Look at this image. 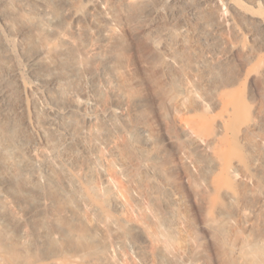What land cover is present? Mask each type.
I'll use <instances>...</instances> for the list:
<instances>
[{"label":"bare ground","instance_id":"1","mask_svg":"<svg viewBox=\"0 0 264 264\" xmlns=\"http://www.w3.org/2000/svg\"><path fill=\"white\" fill-rule=\"evenodd\" d=\"M251 12L0 0V264H264V15ZM17 51L52 109L30 105ZM118 167L126 199L100 183Z\"/></svg>","mask_w":264,"mask_h":264},{"label":"rangeland","instance_id":"2","mask_svg":"<svg viewBox=\"0 0 264 264\" xmlns=\"http://www.w3.org/2000/svg\"><path fill=\"white\" fill-rule=\"evenodd\" d=\"M237 1L241 5L247 6L250 10H252V12H251L252 14H255V13H253V9L254 8L257 9V11L254 9L256 11V13H257V14H255V16L256 15H258V16L259 15L260 16L264 15V0H257L258 1L257 2V6H254V7H253V4H252V1H250V0H237ZM259 5H261L260 8H259ZM262 19H264V16L262 17ZM17 54H18L17 55V60L19 61V64L21 65L20 68L22 69L23 79L26 81L27 85L29 86V88L31 90V91L29 90V95H28L29 96L28 100H29L30 105L36 107L39 111H41L43 113L46 112L48 109H52L53 105L50 102L49 96L47 95L46 87H43L30 74H28L29 72L26 69V66L24 65L25 62H24L23 58H21V56L19 55L18 51H17ZM20 60H21V63H20ZM41 92H42L43 95L41 94ZM29 137H30L31 140L39 142L41 147H45V144L40 140V133L36 130V128H35V130L29 131ZM120 179H122V180H120ZM114 181H116V183ZM100 183H101L102 186H103V184H109L111 186L114 194H116L120 199H126V196L124 194V189L123 188H125V186L127 184H129V181H128V178H126L125 175L121 172V169L119 167L116 170H114V172L113 171L110 172L107 182H105L103 180V178H102V181H100ZM115 184H116V186H115ZM131 187H132V185H131ZM135 193H136V191H135ZM121 194L123 196H121ZM125 202H127V200ZM128 205L130 207L128 206L129 209L127 207L128 211L126 213H128V215H131V217L136 216V215H134V214H136V212H134L135 211L134 204H131L129 202ZM132 207L134 208L133 209L134 211H132ZM132 212H134V214Z\"/></svg>","mask_w":264,"mask_h":264}]
</instances>
